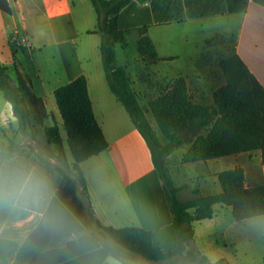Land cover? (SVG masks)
<instances>
[{"label": "crops", "instance_id": "0c3cea01", "mask_svg": "<svg viewBox=\"0 0 264 264\" xmlns=\"http://www.w3.org/2000/svg\"><path fill=\"white\" fill-rule=\"evenodd\" d=\"M118 22L129 33L127 47L121 44L116 47L117 65L127 68L131 76L134 68V87L148 90L140 92L139 103L140 96L153 93L152 88L163 91L170 81L183 77L197 103L214 106L213 93L226 85V77L220 62L216 67L211 61H200L214 46L212 42L220 37L233 38L237 54L264 87V0H132L123 7ZM98 27L99 17L91 0H0V64L8 68L15 88L26 86L43 99L48 111L45 125H58L63 140L62 146L48 141L46 144L45 129L36 124L23 132L12 103L0 89V145H16L13 155L50 179L54 199L63 180L58 163L63 159L74 164L68 134L66 141L64 138L63 131H67L55 91L85 76L95 117L108 141L105 151L80 165L88 197L81 186L78 196L83 202L89 229L93 224L97 229V222L115 229H145L154 233L156 246L170 252L175 248V233L164 182L146 139L110 88L101 52L102 36L90 33ZM141 28L148 29L162 59L150 68L140 55L131 58L129 52L133 42L138 45ZM182 61L185 67L178 66ZM143 72L147 73L144 80L140 78ZM221 161H227L230 169L243 167L247 186L264 185L261 152L198 164L209 166ZM224 171L215 169L208 178L204 177L205 184H217L219 174ZM176 186L180 188V201L200 197L199 190L188 185ZM29 216V212L0 215V224L4 226L0 240L22 246L41 227ZM216 219L214 216L195 222V238L197 224H205L206 237L215 236ZM234 226L235 223L222 231L225 239ZM89 229L88 232L97 233L96 229ZM17 251L16 247L0 245V264H27L18 259ZM202 252L208 255V249ZM207 258L217 262L209 255ZM222 259L229 264H263L261 259L246 261L238 255L223 254ZM104 264L124 263L109 257ZM138 264L148 262L139 259Z\"/></svg>", "mask_w": 264, "mask_h": 264}, {"label": "trees", "instance_id": "16d2710c", "mask_svg": "<svg viewBox=\"0 0 264 264\" xmlns=\"http://www.w3.org/2000/svg\"><path fill=\"white\" fill-rule=\"evenodd\" d=\"M91 1L99 17V27L90 33L102 36L101 52L110 88L152 151L173 216L175 248L165 252L155 245L152 231L140 228L115 229L97 222V233L88 232L90 224L78 196L81 186L88 197L80 165L105 151L108 141L95 117L85 76L55 91L76 173L73 177L62 172L63 180L51 203L50 212L61 223L52 230L41 226L22 246L6 240H0V245L18 248V259L27 264H104L109 257L124 264H138L139 259L157 264L178 257L188 247H191L188 255L197 264H229L225 259L213 263L192 246L194 223L213 219L217 205L231 207L238 222L264 216V185L247 186L245 169L238 167L219 174L221 193L180 201V188L169 174L166 158L182 144L179 134L189 129L190 137H195L182 156L183 165L254 152H261L264 165V87L237 54L234 43L220 59L227 83L214 91V106L197 103L187 79L180 77L170 81L161 95L150 101L145 112L134 89L133 77L127 68L117 65L116 47L118 44L127 47L129 33L120 28L118 19L123 7L132 0ZM139 35L138 52L150 68L162 59L148 29H139ZM145 76L147 73L143 72L140 78L144 80ZM0 89L12 103L23 132L36 124L45 129L49 144L63 145L58 125H45L48 111L43 99L26 86L15 88L8 68L1 64ZM147 113L153 115L168 144H163ZM16 151L14 144L0 145V153L13 155Z\"/></svg>", "mask_w": 264, "mask_h": 264}, {"label": "rangeland", "instance_id": "374dc122", "mask_svg": "<svg viewBox=\"0 0 264 264\" xmlns=\"http://www.w3.org/2000/svg\"><path fill=\"white\" fill-rule=\"evenodd\" d=\"M212 44L214 46L210 48V50H207L205 52L204 56L201 58L202 61L200 62L211 61V64H213V66L218 67L220 59L227 55L228 52L232 49L233 38L220 37L212 42ZM129 52L131 58H135L139 55L136 43H132ZM178 66L185 67L186 64L182 61L178 64ZM131 72L132 77H135L136 75L134 68ZM137 76H139V73ZM134 89L139 94L140 92L142 93V91L145 93L148 92L147 89L139 86L134 87ZM151 90V92H153L151 95L147 97L140 96V105L145 112H147L149 109L150 101L153 98L159 96L160 92L162 91L159 87L152 88ZM147 117L149 118V121L151 122L153 128L160 136L163 144H168L169 141L163 137L153 115L151 113H147ZM63 133L66 141L67 133L65 131H63ZM179 137L182 140V144L177 149H175L170 156L166 158V162L170 172L169 174L174 180L175 184L180 186L188 185V187L192 189L199 190L200 196H208L221 193L222 187L219 182H217V184L210 183L209 185H206L204 177L208 178V176H210L215 169L220 168V170H229L230 168L227 166V161H221L219 164H211L209 166L198 163L183 165L181 162L182 156L190 148L191 139L193 140L195 136L190 137V130L186 129L179 134ZM37 138L39 140V135L37 136ZM43 139L47 144L48 140L45 134H43ZM58 165L62 169L63 173H66L73 177L76 176L73 164H71L70 162L61 159ZM215 217L217 218L216 222H214V225L216 226L215 236L206 237L205 231L203 230L205 228V224L196 225L198 232L197 237L194 239V243L192 245L194 248L201 252L204 248L208 249L207 254L210 256V258L214 260L216 259L217 261L222 259V256L224 254L238 255L241 258H244L246 261H248L249 258L252 260L261 259L264 264V216L238 222L233 217L231 207L225 205H217L215 208ZM233 223H235V226L231 228V230L228 232L227 239H225L222 236V231L232 226ZM92 227L93 228L89 229V231H94L96 229L94 224L92 225ZM211 244H213V247L209 249V245ZM187 249L188 250L180 254L178 257L157 264H197L188 255V251L189 249H191V247H188ZM202 255H206V253L202 252ZM208 255L206 256L208 257ZM148 264L151 263L148 262Z\"/></svg>", "mask_w": 264, "mask_h": 264}, {"label": "clouds", "instance_id": "9594fccd", "mask_svg": "<svg viewBox=\"0 0 264 264\" xmlns=\"http://www.w3.org/2000/svg\"><path fill=\"white\" fill-rule=\"evenodd\" d=\"M52 199L51 181L42 171L18 156L0 153V215L29 212L30 220L52 230L61 223L50 212Z\"/></svg>", "mask_w": 264, "mask_h": 264}]
</instances>
